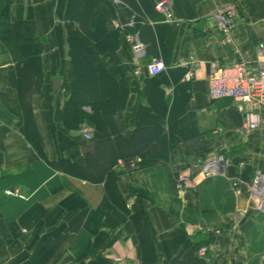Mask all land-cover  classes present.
I'll use <instances>...</instances> for the list:
<instances>
[{
    "label": "crops",
    "instance_id": "1",
    "mask_svg": "<svg viewBox=\"0 0 264 264\" xmlns=\"http://www.w3.org/2000/svg\"><path fill=\"white\" fill-rule=\"evenodd\" d=\"M136 1L143 17L137 31L127 35H137L144 52L138 58L130 49L127 53L123 37L121 63L110 70L126 92L97 130L84 117L93 114L89 106L76 116L64 107L67 0H13L11 19L34 21L44 44V79L41 92L27 96L32 113L27 119L17 64L0 40V264H29L39 245L59 236L65 239L46 264H141L134 224L121 207L131 215L147 213L162 262L176 257L174 238L185 234L207 243L210 264H264V213L254 211L250 201V183L257 171L264 172V126L242 133L244 115L235 103L212 101L208 88L213 63L227 66L243 58L256 66L257 46L264 40V0H173L174 22L155 11L161 0ZM96 2L109 27L138 12L125 0ZM227 5L239 14L235 45L224 43L215 19L217 8ZM155 58L167 70L151 77L146 67ZM149 124L164 137V146L156 137L152 150L122 153L129 136H143ZM85 128L100 136L98 142L82 136ZM103 137L119 157L100 168L90 158L107 154ZM219 153L231 164L226 176L202 179L197 161ZM141 155L158 159L140 167ZM184 171L192 183L179 190L178 175ZM108 172L114 177L107 185Z\"/></svg>",
    "mask_w": 264,
    "mask_h": 264
},
{
    "label": "trees",
    "instance_id": "2",
    "mask_svg": "<svg viewBox=\"0 0 264 264\" xmlns=\"http://www.w3.org/2000/svg\"><path fill=\"white\" fill-rule=\"evenodd\" d=\"M125 1L130 5L131 10L138 12H136L137 16L134 19L133 26L124 29L109 27L108 21L97 6L96 0H67L64 11L69 48V71L66 80V91L69 96L64 107L69 108L70 113L76 116L80 107L89 106L93 114L84 117L93 122L97 130L98 128L102 129L106 124L107 118L113 113L115 106L120 104L122 94L126 92V85L119 82L110 68L121 63L118 51L122 46V39L127 34L137 31L138 25L141 24L140 18L143 17L140 16L142 15V9L136 0ZM140 1L146 2L145 0ZM12 4L13 0H0V40L7 47L17 64L18 93L27 113V119H30L32 113L30 107L26 104V99L27 96L30 97L41 92L43 87L42 54L44 44L37 36L34 21H13L11 19ZM133 12L128 11V15L132 16ZM150 37L152 38V35ZM152 45L153 51H156V43L153 42ZM129 49L131 50V45L126 42L125 51L128 53ZM87 84L92 86L91 92H96V95L83 97L86 94L83 87ZM182 86L184 85L182 84ZM157 131L162 132L160 128H157ZM135 135L129 136L131 142L141 138V148L142 146L151 147V144L147 143L146 145L143 136ZM99 138L100 136H97V134L92 136L94 142H98ZM172 138L173 136H171V140ZM157 139V145L159 144L162 148L164 137L158 136ZM101 143L109 153V166H111L116 162L119 155L114 151L113 142L108 137H103ZM149 150L150 148L143 149V151ZM122 159L130 161L136 158L123 157ZM140 159L138 165L147 167L153 165L158 158L141 155ZM159 159H163V157H159ZM107 177L106 184L108 185L110 179L114 177L113 172H108ZM108 192L113 198L112 193L109 190ZM121 208L129 214L134 224L141 249V264H206L203 259L199 258L197 253L207 243L194 241L185 234L177 235L174 238V246L177 250L176 257L162 262L161 255L156 248V231L147 213L142 211L131 215L125 207ZM64 239V236H59L39 245L29 264H46Z\"/></svg>",
    "mask_w": 264,
    "mask_h": 264
},
{
    "label": "built area",
    "instance_id": "3",
    "mask_svg": "<svg viewBox=\"0 0 264 264\" xmlns=\"http://www.w3.org/2000/svg\"><path fill=\"white\" fill-rule=\"evenodd\" d=\"M172 2L173 0H161L154 6L155 11L162 14L166 22L175 21L171 11ZM238 15L236 7L231 5L221 6L215 12L217 28L225 44L235 45L233 31ZM136 16H132L124 24L114 21L113 27L116 29L131 27ZM126 40L131 44L135 58L140 57L144 52V46L137 35H127ZM257 50L259 57L256 66H251L247 60L241 58L238 62L227 66L213 63L209 72V98L212 101L231 99L235 103L238 112L244 115V124L241 128L244 134L259 130L264 126V40L258 44ZM146 69L150 76H154L165 72L167 67L162 60L155 58ZM191 78L190 74L186 76L187 80ZM82 136L86 140H91L92 129H83ZM197 163L199 176L204 180L226 176L231 165L230 161L220 153L206 159H199ZM190 183L192 182L185 171L178 175L176 186L179 190L188 188ZM231 185L237 189L239 183L233 180ZM7 193L10 194V192ZM250 201L254 211L264 213V172L257 171L250 183ZM216 233L219 232L216 230ZM197 254L206 264H210L206 246H202Z\"/></svg>",
    "mask_w": 264,
    "mask_h": 264
},
{
    "label": "rangeland",
    "instance_id": "4",
    "mask_svg": "<svg viewBox=\"0 0 264 264\" xmlns=\"http://www.w3.org/2000/svg\"><path fill=\"white\" fill-rule=\"evenodd\" d=\"M91 87L92 86L88 85V84L85 87H83V89L86 91L85 92L86 94L83 97H88L86 95H92L93 96V95L97 94L96 92H91L92 91ZM147 127H148V129L143 132V138L146 142V145H147V143L149 145L151 144V147H149V148L152 150V149H154V147H152L153 142L155 141L157 136H156V133L154 131V127L151 124H149ZM140 139L141 138H137L135 141L126 143L125 145L121 146V152L122 153H129L131 151H137L140 149H144V150L149 149V148H147V146H142V148H141ZM108 157H109V153H107L106 155H104V154H99V156L96 155L95 158H93V160H92V158H90V160H91L90 164L95 165V167L100 166V168H105L106 164H107ZM184 264H186V263H184Z\"/></svg>",
    "mask_w": 264,
    "mask_h": 264
}]
</instances>
